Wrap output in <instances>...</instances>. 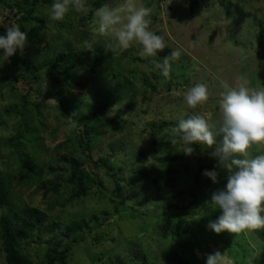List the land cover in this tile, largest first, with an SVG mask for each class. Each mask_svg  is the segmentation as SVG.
Returning a JSON list of instances; mask_svg holds the SVG:
<instances>
[{
	"label": "rangeland",
	"instance_id": "374dc122",
	"mask_svg": "<svg viewBox=\"0 0 264 264\" xmlns=\"http://www.w3.org/2000/svg\"><path fill=\"white\" fill-rule=\"evenodd\" d=\"M23 1L5 0L12 6ZM91 2L92 0H87L89 10H93L91 16L87 17L88 13L84 15L73 10L63 21L50 20L51 6H41L36 11V17L44 25H32V28L23 30L28 34L27 44L23 53L19 52V56L39 67V60L52 56L54 52L69 51L82 55L88 50L85 42L93 40L92 22L94 11L98 7ZM102 2L116 4L120 0H101L100 5ZM137 2L152 8L150 28L163 32L170 54L176 48L183 50L181 58L172 62L169 77L161 75L153 63H162L165 57L143 58L138 54V45L113 54L106 51L105 38L97 36L91 50L96 46L101 47V64L92 69H88L86 65L73 68L72 74L82 86L71 87L62 82L69 88V108L79 112H84L86 106H93V94L99 91L108 93L109 97L120 96L113 101L108 113L109 117H117L116 123H104L97 127L92 154L94 158L105 157L109 154L111 144L116 149L117 144L122 143L124 148L118 150L119 158L111 157L109 166L117 172L119 167L124 168L127 184H124L126 189L122 196L133 207H129L125 213L116 211L111 200L98 193L100 187L97 185L89 188L81 199L65 204L68 194L63 186L57 197L50 194L44 198L41 184L48 187L61 180V177L52 172L42 174L40 186L36 185L39 182L33 185L22 182L17 185L15 180L18 176L15 175L16 178L11 182L13 195L29 206L50 212L51 216L59 215V223H64L69 218L87 219L94 215L101 218V225L84 242L73 248L64 264L131 263L133 258L137 260V264H206L207 255L216 251L224 254L225 264H264V242L257 230L239 234L224 231L217 234L208 228V223L220 215V210L214 209L210 203V194L226 186L227 172L216 167L218 161L210 155L214 149L206 144L192 145L194 152L187 162L190 173L180 175L177 180L178 187L184 188L190 182L192 170L199 163L214 166L213 169L219 174L217 183L205 175L201 177V185L207 191L204 204L197 200L194 205L188 206V201H185L184 207H178V211L173 213L149 208L148 214L142 217L130 214L131 208L135 210V207H141L145 191H150L153 186L151 182L145 183L139 176L130 173V170H137L138 165L142 166L141 160H136L130 169L132 154L139 155L142 152L149 158L166 156L168 153H159L154 149L153 141L157 143L160 136L167 133L180 119L207 112L218 118L222 81L235 87L241 82L239 78L244 77L249 87L258 89L264 86V0H172L168 6L165 0ZM14 20L12 12L0 7V24H15ZM4 29L6 28L0 26V34ZM30 30L37 38L34 43L29 39ZM8 69L9 60L0 64L1 169H8L10 173L12 170L15 173L16 170V156L4 141L15 133L19 119V114L10 108L19 107L20 97L26 92V119L31 125L37 126L41 161L55 164L58 154L53 156L52 149L61 142L64 143L60 150L62 153L76 155L79 149L73 135L76 125L58 109L53 100L43 99L41 92H36L23 82L14 86L8 83ZM47 72L42 70L44 81L41 86H37L42 87L43 93V87L47 86ZM54 75L63 81L62 74L54 72ZM197 82L209 86L210 97L206 104L191 109L184 102V94ZM117 85L122 88L116 89ZM77 104L79 107L75 108ZM8 110L10 115L6 113ZM159 125L164 127L160 128ZM182 146L183 143L178 142L172 153L184 154ZM248 151L252 156L264 153V144H253ZM120 158L126 162L121 164ZM148 163L149 161L143 164L145 170L149 169ZM85 167L91 174L98 175L106 190L114 189L115 186L105 174L104 168L94 169L88 163ZM104 212H107L105 219ZM160 213L163 219L154 223L156 214ZM149 222L151 224L148 225ZM41 235L42 239H46L50 233L42 231ZM185 244L190 247L186 248ZM102 251L106 253L93 261L95 254ZM44 252L43 245H32L27 253L35 264H48ZM0 264H3L2 256Z\"/></svg>",
	"mask_w": 264,
	"mask_h": 264
},
{
	"label": "trees",
	"instance_id": "16d2710c",
	"mask_svg": "<svg viewBox=\"0 0 264 264\" xmlns=\"http://www.w3.org/2000/svg\"><path fill=\"white\" fill-rule=\"evenodd\" d=\"M100 2L101 0H92L91 3L101 7L104 2L101 5ZM52 3L51 0H24L21 4L12 6L7 4L5 0H0V7L12 12L15 17L14 23L23 31L28 27L32 28V25L43 26L44 22L36 17V11L41 6H51ZM92 14L93 10H89L87 17ZM5 31L6 29L2 31V34ZM155 32L165 38L162 31L156 30ZM29 39L32 43L37 41L36 36L31 34V30ZM100 48L96 46L92 50L85 51L82 55L70 53L69 51L54 52L52 56L39 60V67L34 66L33 62L29 63L23 60L19 56V51L9 58V69L6 75V78L9 79L8 83L14 86L16 83L23 82L36 92H41L43 99L53 100L58 109L76 125L73 135L79 149L76 155L62 153L60 150L63 148L64 143L61 142L52 149L53 156L58 154L55 158V164L54 162L41 161L37 126L31 125L26 119L27 92L20 97L21 104L19 107L12 106L10 108L13 112L19 114V119L15 133L4 141L6 147H10L12 154L16 156L15 173H12L13 170L10 173L8 169H1L0 163V256H2L3 264H35L29 253H27L28 248L32 245H36V247L43 245L44 257L48 264H64L66 258L71 256L73 248L84 242L86 237L101 225V218L97 215L90 216L87 219L85 217L79 219L69 218L64 223H59V215L51 216L48 211L27 205L25 201L15 198L13 195L11 182L12 179L16 178L15 175L18 176L15 180L17 185L22 182L27 185L39 182L36 184L38 186L41 184V176L44 173L52 172L61 177L60 181L52 183L48 187H45L42 183L41 188L43 189V197L46 198L50 194L57 197L63 186L65 193L68 194L64 204L81 199L87 194L89 188L97 185L100 187L98 193L101 196L108 197L114 204L116 211L125 213L129 207H133V205H130L131 202L123 199L122 196L127 184L126 177L123 174L124 168L119 167L117 172L109 166L111 157L119 158L120 151L118 150L124 148L122 143H116L118 145L116 149L111 144L109 154L105 157L94 158L92 154L97 127L104 123H116L117 117H109L108 113L113 101L119 99L120 96L109 97L108 93L99 91L97 94H93V106H86L84 112H79V110L69 108L67 99L69 88L62 83L65 82L66 85L68 84L71 87L82 86L72 74V70L75 66L86 65L88 69H92L94 66L100 65L103 58ZM138 48L141 50V46L138 45ZM169 55L170 50L166 47L155 57H167ZM138 59L143 61L142 58ZM42 70L48 71L46 73L47 86L43 87L44 93L41 90L42 87H37L38 85L41 86L44 81L41 74ZM54 72L62 74L63 81L55 76ZM119 87L122 88L121 85H117L116 89H120ZM77 107H79L78 104L75 105V108ZM6 113L10 115L9 110ZM178 122L167 133H163L157 143L153 141L154 149L158 150L159 153H168L166 156L149 158L148 155L142 152L139 155L132 154L130 156V161H132L130 169L136 163V160H141L140 163L142 164V166H137V170H130V173L136 174L145 183L151 182L153 184L150 191H145L141 207H135V210L130 209L132 211L130 214L133 217L138 216V214L141 217L148 214L149 208H156L160 211L167 210L169 213H173L178 211V207H184L183 203L185 201H188V206L194 205L197 200L202 204L205 202L204 195L207 191L201 185V177L205 170L213 169L214 166L208 167L199 163L198 167L193 169L190 174V182L184 188L178 187V177L180 175L186 176L189 172L187 168L189 155L172 153L177 143L182 142L179 137L173 134V129L178 125ZM163 125H159V127H164ZM174 139L177 140L175 144L172 143ZM120 160L121 164L126 162L122 158ZM147 161H149V169L145 170L143 164ZM87 163L91 164L94 169L104 168L105 174L115 186L114 189L106 190L98 175L91 174L86 170ZM43 169H46V171H43ZM128 199L130 200V197ZM172 200L175 202H172ZM106 215L107 212H104V219ZM156 215L154 223L163 219L161 213ZM149 224L151 223L149 222ZM148 225H146V228ZM60 226L63 228H60ZM42 231L49 232L50 236L42 239ZM257 231L264 242V229ZM185 247H190V245L185 244ZM105 253V251H102L95 254L93 261L99 259ZM136 261L133 258L131 263L119 261L116 264H137Z\"/></svg>",
	"mask_w": 264,
	"mask_h": 264
},
{
	"label": "clouds",
	"instance_id": "9594fccd",
	"mask_svg": "<svg viewBox=\"0 0 264 264\" xmlns=\"http://www.w3.org/2000/svg\"><path fill=\"white\" fill-rule=\"evenodd\" d=\"M165 3L168 6L172 0ZM73 10L86 15L87 0H53L49 19L63 21ZM151 14L152 8L138 4L137 0L104 3L94 11L93 40L86 41L85 48L91 50L99 36L105 38L104 47L110 53L139 45L141 57L157 56L168 45L164 36L150 28ZM0 26L6 28L0 34V64H3L18 51L23 53L28 34L16 24ZM182 54V49H174L162 63L153 61L155 68L165 78L169 77L172 62L178 61ZM239 80L235 87L221 82L218 118L211 112L194 114L180 119L173 129L174 136L183 143L181 151L185 155L193 154V144H206L214 149L210 155L217 159L216 167L227 172L226 186L214 192L210 200L213 208L220 210V215L208 223V228L217 234L264 229V153L252 156L248 151L253 144H264V86L252 88L244 77ZM209 97V86L197 82L184 94V102L188 108L196 109L206 104ZM203 175L218 182L215 168L205 170ZM206 264H225L224 254L219 251L208 254Z\"/></svg>",
	"mask_w": 264,
	"mask_h": 264
}]
</instances>
